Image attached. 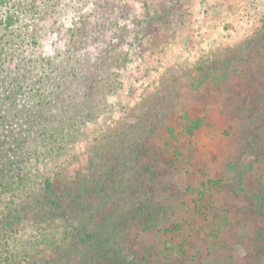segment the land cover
Masks as SVG:
<instances>
[{"label": "rangeland", "instance_id": "rangeland-1", "mask_svg": "<svg viewBox=\"0 0 264 264\" xmlns=\"http://www.w3.org/2000/svg\"><path fill=\"white\" fill-rule=\"evenodd\" d=\"M6 3L0 264H264V0Z\"/></svg>", "mask_w": 264, "mask_h": 264}, {"label": "trees", "instance_id": "trees-1", "mask_svg": "<svg viewBox=\"0 0 264 264\" xmlns=\"http://www.w3.org/2000/svg\"><path fill=\"white\" fill-rule=\"evenodd\" d=\"M4 6H6V7L3 8ZM4 9H6V11H5V13H6L5 14V17H2V15H0V29L3 30L2 35H4V29L5 28H7L9 32L12 31V28H10L11 23L14 22L15 15L17 14V12H19V10L17 8L8 7L7 6V3H6V0H0V11H2ZM29 9L30 10H33V11L34 10H38L39 12H41L43 10L35 2H33V7L29 8ZM22 31H23V29H22ZM13 32L15 33L16 30H13ZM246 43H248V42H246ZM42 63H45V62L43 61ZM22 64H24V63H22ZM33 64L34 63L29 64V65L24 64L25 65L24 67L31 66ZM42 66L43 67L40 68V70L37 71V75L39 74L38 75V80L41 81L44 84L45 83L44 80H45V78L47 76H49V74L46 73V67H44L45 64H42ZM201 69L203 70L204 67H202ZM205 74L207 76L210 75L208 72H206ZM71 120H73V119H67L66 120L67 122L64 123V128L65 129H62V127H61V131H59V134L61 135L62 140H65V139L74 137V135H75V131L72 128H70L71 130L66 129L67 125L72 126L75 129L76 125L75 124H72ZM199 125H200V121L199 120H195V121H190L189 120V122H188V128H187L188 131L187 132L189 134H193L194 129H196L197 127H199ZM52 132H55V130L52 129ZM42 191H44V193H42V197H43V199H41L42 201H40V200L38 201V200L35 199L34 203L36 202V204L40 205V207H42V202L48 203L51 209H59V207H61V203L57 199L58 198L57 197V193H56L57 188L51 182H49V183L47 182L45 184L44 189ZM46 191H48L49 193L47 194ZM53 196L54 197H57V198H54ZM41 209H43V208H41Z\"/></svg>", "mask_w": 264, "mask_h": 264}]
</instances>
